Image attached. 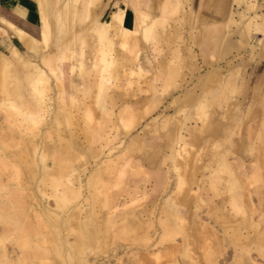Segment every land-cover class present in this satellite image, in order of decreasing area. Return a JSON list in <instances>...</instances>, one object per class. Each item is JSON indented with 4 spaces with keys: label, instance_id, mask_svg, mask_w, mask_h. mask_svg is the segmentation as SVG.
<instances>
[{
    "label": "rangeland",
    "instance_id": "374dc122",
    "mask_svg": "<svg viewBox=\"0 0 264 264\" xmlns=\"http://www.w3.org/2000/svg\"><path fill=\"white\" fill-rule=\"evenodd\" d=\"M231 2L232 0L228 2L229 13L234 12V24L227 20L229 14L222 17L213 15L205 23L192 19L188 12L190 0H152L151 12L149 11L151 16L159 15L162 5L166 6L167 11L164 29L160 31L163 41L160 42L159 50L153 49L151 43L148 45L143 42L137 18L123 39L120 33L115 37L114 49L110 53L111 67L103 83L102 98L99 101H107L111 95L117 101L112 109L114 126L111 136L114 139L112 147L117 149L109 151L104 148V155L101 157L105 159L107 155H111L112 159L117 158L116 154H121V148L131 142V150L125 156H119L111 191L128 212L136 213L144 219L151 218L152 224L148 228L150 237L147 239L143 229H139L136 235L133 233L122 236L114 241L94 240L90 244H84L82 252H77L69 247L76 243L77 229L72 224L73 228L69 227L70 230L68 228L69 231H66L62 222L61 229L56 228L57 236L50 238L52 240L48 246L47 264H134V259L139 264H264V238L261 234L264 229V0H244L238 8L231 5ZM249 3L257 7V14L262 17L258 18L259 31L251 26L247 35L242 36L240 33L243 32V25L252 13L245 9ZM120 9L123 10L117 7L113 12L121 11ZM80 10L82 9L75 11L78 16L81 14L79 19L71 22L73 11L65 6L60 17L50 25L48 52L54 53L58 64L61 62L67 91H70V79L72 85L81 87L82 81L76 65L80 61L85 63L95 53L92 38L103 28L107 31L105 27L109 25L113 14L112 12L109 17L100 18L103 10V6H100L99 14L92 22L88 21L81 30L67 37L70 32L73 34L74 23L79 26L86 19L87 10H82V13ZM238 12H245V16L240 17ZM161 16L162 12L158 18ZM213 20L220 21L213 27H207ZM112 30H108L110 36L113 34ZM52 35L58 37H51ZM225 37L227 45L222 43ZM72 50H83L85 59L75 55L69 58ZM48 52L41 50L40 54ZM130 55H134V66L142 68L141 78L127 75ZM6 56L10 58V63L0 58V104L10 97L16 101L26 100L29 75L35 68H43L41 55L35 54L27 63L16 60L9 54ZM172 62L177 66L176 73L173 80L165 83V76L159 74V71L164 72ZM122 65L123 68L120 67ZM70 66H74L71 77L68 74ZM127 78L132 83L126 86ZM50 79V89L47 91L50 99L47 102L48 111L44 116V124L34 134L30 133L31 139L45 148H51L50 150L57 149V145L62 148L64 142L70 139L76 151L67 153L68 150H62L59 157L64 162L67 160L64 165L75 169L76 175L81 176L85 182L89 173L83 168L87 166L88 170L91 169L94 162L89 155L91 150L87 143L88 136L81 129L83 123L76 108L67 109L72 114L70 125L61 121V114H56L57 87L54 79ZM163 84H168L165 91H162ZM92 90L85 104L94 115L98 112L96 81ZM80 94L78 92L79 99ZM90 103L94 106H90ZM200 103L206 106L209 124L203 128L199 126L195 132L192 130L191 136L184 129L181 134L186 144L182 148L180 146L183 145H178L177 142L176 129L183 121H187L188 129L195 128L192 118ZM186 116L190 119L187 117L184 120ZM55 117L59 125L54 123ZM2 118L0 113V126ZM92 148L96 152L98 145L93 144ZM175 152L178 155H174ZM172 164L176 165L175 169L171 167ZM20 167L23 171L21 181L23 180L22 184L27 189V195L40 199L38 202L42 204L46 203L41 198V193L42 190L49 193V190L40 182V174L35 171L34 175H30L28 166L23 163ZM39 167L40 164L37 165ZM121 169L123 173L119 175ZM228 169L237 180L235 183L240 187L245 206L247 197L250 198L252 208L254 207L252 213L248 212V207L244 215H234L225 210L224 188L229 178L225 170ZM174 170L184 181L178 192L173 191L176 179ZM165 175L168 177V187L162 185ZM186 189H189V193ZM85 194L86 190L83 191L84 198ZM47 200L48 208L53 209V201ZM171 201L183 220L171 216L172 207L168 206ZM200 223L208 231L215 233L217 239L207 243L202 238L201 232H205V229ZM1 227L0 224V264H43L30 251L21 255L16 239ZM207 252L209 257H204ZM19 256L21 259L17 262Z\"/></svg>",
    "mask_w": 264,
    "mask_h": 264
},
{
    "label": "bare ground",
    "instance_id": "6f19581e",
    "mask_svg": "<svg viewBox=\"0 0 264 264\" xmlns=\"http://www.w3.org/2000/svg\"><path fill=\"white\" fill-rule=\"evenodd\" d=\"M243 2L244 0H232L231 5L238 8L242 5ZM40 7L42 8V6ZM165 7L166 6H163L162 8V16L160 18L157 17L152 19L150 16L145 15L139 11L136 15L137 16L136 18L138 20L139 33L143 42H145L148 45L151 43L150 45H153L154 47L153 49L156 50L160 49L161 47L160 42L163 41V37L160 31L164 29V22L166 19L165 16L167 14V11H165ZM80 9L86 11L87 5L85 3H82ZM245 9L251 10L252 13L248 15L247 21L243 25V32L240 33V35L242 36L247 35V33L250 31L251 26H254L255 30H258L260 26L258 22V18L260 19L262 17L260 16V14H257V7H255V5L251 3H249L248 7ZM82 10H80L81 13ZM245 12H241V13L238 12L239 16L244 17ZM75 13H76L75 11L72 12L71 22L74 19L76 20L79 19V16L81 15L78 13L79 14L78 16ZM233 14L234 12L229 13L230 17L227 20L230 23L234 22L232 17ZM41 23H42V31L39 38L41 43V50L44 51L47 50L48 52V47L50 44V35H51L50 25H48V23L45 20H42ZM105 28H107V31L103 28V30L96 33L95 37L92 38L94 42L93 45L95 46L96 49L95 53L85 63L80 61L78 65H76L78 69V76L81 78L82 81L80 88L72 85L70 79L69 80L70 91H67V86L64 80V73L61 71V67H60L61 62L58 64L57 58L55 57L54 53L48 52V54H40L41 55L40 61L44 69L41 68L40 66L35 68L33 73L30 74L27 79L26 88L28 89V91L26 92L27 93L26 100L16 101L9 96L10 98H8L7 100L5 99V102L2 101L3 103L0 104V113H2V117H3L2 118L3 121L0 126V130H1L0 131V224L2 225L5 232H9L16 239L17 241L16 244L18 245V250L21 253V255L26 251H30L31 253H34L36 257L38 256L39 261L42 262L43 264H47L49 260L48 246L50 241L52 240L50 238L51 237L55 238L57 236L58 234L57 229L58 228L61 229L60 224L62 222L64 223V227L67 228L66 231L68 230L69 227L73 228L72 224L75 225L74 228L77 229V230L75 229L77 235V237H75L76 243L74 242L75 240L72 241L73 243H75V245L69 246L66 243L65 244L71 248H74V250L77 252L78 250L81 251V248L84 244L86 243L90 244L94 240L97 241L98 239H100V241L103 240L104 242L110 240L114 241L115 239L117 240L122 236L130 235L133 233L136 235L137 230L139 229L141 230L143 229V234L147 237V239L148 237H150L148 228L150 227V224H152L151 218L148 217L147 219H144V217L138 216L136 213L128 212L126 207H124V204L121 203L114 195V193L111 191L112 179L115 177L114 174L116 173V167L118 166L116 164L118 163L119 156H125L126 152L131 150V142H129L130 144L128 143L125 147L123 146L124 148H121L120 150L121 154L119 155L116 154L118 157L114 154L117 158L112 159L111 155H107L105 159L101 157L102 155H104V148H108L109 151L117 149V148L114 149L112 147V142L114 139L113 137H111L112 127L114 126L112 109L117 104L116 103L117 101L116 99L113 98L112 95L109 96L107 101L100 102L99 99L102 98L103 83L105 82L106 76L111 67L110 53L113 52L114 49V45H115L114 39H116L115 37L119 36V33L121 34V39H123L129 31L128 27L122 28L121 11L113 12V14L110 17V23ZM109 29H113L112 36L108 34ZM22 38L23 36L20 35V39ZM222 40H223L222 42L223 44L227 43L226 37ZM74 55L81 57L83 56V58L85 59V52H83V50L82 51L72 50L70 52L69 58L74 57ZM133 56L130 55V59L128 60L130 67L128 74L127 73L126 74L128 75V77L134 76L138 79L141 78L143 72H142V68L140 69V67L134 66ZM173 64L174 63L172 62V65L170 64L164 72L159 71V74L165 76V83L169 82L170 80H173L175 76L177 66ZM120 67L123 68L124 66L122 65ZM158 68L161 69L160 66ZM72 72H74V66H70V69L68 71L70 77ZM50 77L54 79L56 83L55 86L57 87L56 100L58 102V105H57L56 114L58 115L61 114L60 115L61 116L60 118L62 119L61 121L70 125L72 114L68 112L67 109L76 108L80 114L81 121L83 123L81 129L88 136V139L87 138L86 139H87V143H89L88 146L89 150H91L89 155H91V158L94 160V162L91 169L88 170L87 166L83 168L85 171H88L89 173L86 177L85 182L83 181L81 176L79 177L76 175L75 169H73L69 165L68 166L64 165V163L67 160L64 162V160L60 159L59 157L60 156L59 154L61 153L60 151L62 150H68L67 153L69 152L71 153V151L73 152V150L76 151L75 145L74 143H72L70 139L64 142L62 148L61 145H57V149H54V147L56 146L54 144L55 145L53 147L54 150H50L51 148L49 149L45 148V146H42L40 143L39 144L34 143V140L31 139L32 136L30 135V133H33L38 130L39 126L44 122L45 113L48 111L47 102L50 99V97H48L47 91L50 89L48 85V81ZM128 79L129 78L126 79V86L132 83ZM95 81L97 82V93L95 98H96L98 112L96 114L94 113L93 115V113H91L86 107L85 100L87 101V98L90 95L91 91L94 90V89L92 90V88ZM136 84H138V82H136ZM163 85L164 87H162V91H165L168 84H163ZM78 92L81 93L80 99L78 98L79 96ZM90 106H92V104ZM195 109H196V113L193 115L194 118L191 117L192 119H194L195 128L188 129L186 126L187 121L185 122L183 121L179 123L178 129H176L178 131L177 142L178 145L180 144L183 145L180 146L182 148L186 144V141L184 140L181 132L186 130L189 133L188 135L191 136L192 130H194L195 132L199 129V126L200 128H203L209 124L208 115L206 112V106L200 103L197 105V108ZM187 117L189 116H186L184 120H187ZM54 123H56V125H59L58 119L56 117ZM193 137L195 136L193 135ZM93 144L98 145L96 152H94V149L92 148ZM93 147L95 148V146ZM85 153H87V151ZM65 155L68 156L67 154ZM174 155H178V153L175 152ZM19 163L20 164L23 163L24 165L28 166L27 168H29L30 170V171L28 170L29 174L32 173L34 175L35 171H37V173L40 174L39 176L40 182L44 185V187L48 188L49 190V193L45 192V190L44 191L42 190L41 193L42 194L41 198H43V201H46L47 204L46 203L42 204V202H38V200L40 199H35V197L32 198L31 196H29V194L27 195L26 193L27 189L22 184L23 180L21 181L23 171ZM39 164L40 167L37 168V165ZM175 166L173 165L171 167L175 169ZM122 170L123 169H121L118 172L119 175L123 173ZM175 172H176V179H175L173 191L178 192L182 189L184 181L180 178L178 172L177 171ZM225 173L229 176V178H227L228 181L225 185L226 187L225 188L223 187L225 189L224 194H226L225 195L226 199L224 201L227 209L225 210L232 212L234 215H244L247 213L245 209L246 207H248L249 208L248 212L252 213L254 211L253 209L254 207L252 208V204L250 203V198L247 197L248 202H247V206H245L244 205L245 200L243 199V195L240 192V187L237 185V183H235L237 180L234 177H232V173L229 169L225 170ZM27 179H29V177ZM115 180L116 183H118L117 179ZM162 185L163 186L168 185L167 175L164 176ZM85 190H86V194L84 198L83 191ZM186 191H188L189 193V189L188 190L186 189ZM181 194L183 196V192ZM47 199L49 200L51 199L53 201V204L51 205L53 209L48 208ZM198 201L201 202V200ZM168 206L172 207L171 210L173 215H171L170 213L171 216L176 217L177 220H183V217L180 214L179 210L173 208L174 207L173 201L169 202ZM86 208L89 209V210L87 209L88 212L85 210ZM67 212L69 213V215L66 216ZM52 223L54 224L53 227H52ZM57 225H59L60 227ZM200 225H202L203 228L205 229V232H201L202 233L201 235H203L202 238L205 241H207V243H211L213 240L217 239L215 233H213L211 230L208 231L204 224L200 223ZM60 231L63 232V230ZM163 234L164 233H162V235ZM261 234L264 238V229ZM231 235H233V233ZM59 236H60V232H59ZM232 237L235 238V234ZM184 244L186 246L187 243L185 242ZM207 246L208 248H211L208 244ZM14 247L15 246H13V248ZM209 255H210L209 252H207L204 255V257L205 256L209 257ZM20 259L21 257L19 256L17 258V262L20 261ZM203 260L205 261V258H203ZM133 261L134 264H139L135 259ZM152 262H154V260Z\"/></svg>",
    "mask_w": 264,
    "mask_h": 264
},
{
    "label": "crops",
    "instance_id": "0c3cea01",
    "mask_svg": "<svg viewBox=\"0 0 264 264\" xmlns=\"http://www.w3.org/2000/svg\"><path fill=\"white\" fill-rule=\"evenodd\" d=\"M151 1L152 0H0V58L1 60L9 62L10 58L6 56L9 54L16 60L27 63L35 54L40 56L41 43L39 38L42 31V20H45L48 25H51L61 14V10L65 6L74 12L81 8L82 3L87 5L86 19L83 24L79 26L75 23L72 25L73 34L70 32L69 35H67V37H71V35L81 30L88 21L92 22L94 18L98 16L100 6H103L100 18L104 16L109 17L117 7L122 8L123 10L120 9L121 24L128 28L133 26L138 11L151 18L160 16L163 5L159 9V15L153 17L149 14V11L151 12ZM180 1L183 2V0ZM228 2L229 0H190L188 12L192 19L205 23L208 19H212L213 15L222 17L224 14H229L230 4ZM40 6H42V8ZM157 8L159 7L157 6ZM217 21L219 22L220 20H213L207 27L215 26L218 23ZM51 28L53 31V26H51ZM20 35L23 36L22 39H20ZM53 36L58 37L57 35H52L51 37Z\"/></svg>",
    "mask_w": 264,
    "mask_h": 264
}]
</instances>
